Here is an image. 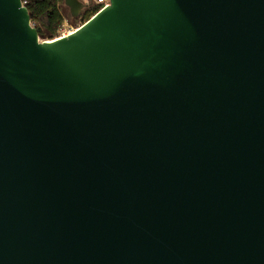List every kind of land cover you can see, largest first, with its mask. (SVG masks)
<instances>
[{
  "label": "water",
  "instance_id": "obj_1",
  "mask_svg": "<svg viewBox=\"0 0 264 264\" xmlns=\"http://www.w3.org/2000/svg\"><path fill=\"white\" fill-rule=\"evenodd\" d=\"M0 264H264V0H0Z\"/></svg>",
  "mask_w": 264,
  "mask_h": 264
},
{
  "label": "trees",
  "instance_id": "obj_2",
  "mask_svg": "<svg viewBox=\"0 0 264 264\" xmlns=\"http://www.w3.org/2000/svg\"><path fill=\"white\" fill-rule=\"evenodd\" d=\"M21 2L30 14L31 24L36 28L40 40L55 39L58 28L65 20L62 11L67 8L64 7L63 0H21ZM100 7L97 0H91V4L74 21L81 26L94 16ZM69 17L70 15L67 14L68 19Z\"/></svg>",
  "mask_w": 264,
  "mask_h": 264
},
{
  "label": "built area",
  "instance_id": "obj_3",
  "mask_svg": "<svg viewBox=\"0 0 264 264\" xmlns=\"http://www.w3.org/2000/svg\"><path fill=\"white\" fill-rule=\"evenodd\" d=\"M81 2L84 3V1H87V0H79ZM97 3L101 5L100 7V10L103 9L104 7L108 6L109 4V0H97ZM85 4H88V1L87 3ZM23 5V4H22ZM99 10V11H100ZM65 21V20H64ZM61 24V26L58 28L57 30V38H60V37H65L67 35H69L70 33H72L73 31H75L77 28H72L71 26H67L65 23ZM80 27V26H79Z\"/></svg>",
  "mask_w": 264,
  "mask_h": 264
},
{
  "label": "rangeland",
  "instance_id": "obj_4",
  "mask_svg": "<svg viewBox=\"0 0 264 264\" xmlns=\"http://www.w3.org/2000/svg\"><path fill=\"white\" fill-rule=\"evenodd\" d=\"M84 3H87V1H84ZM67 14H69L68 11H67V9L62 11V15H63V17L65 18L64 23H65L67 26H71L72 28H77V27H79L80 25H78V22L76 23V22L74 21V19H72V18H70V17H69V19L67 18ZM56 38H57V37H56ZM56 38H55V39H56ZM45 41H46V40H45Z\"/></svg>",
  "mask_w": 264,
  "mask_h": 264
}]
</instances>
